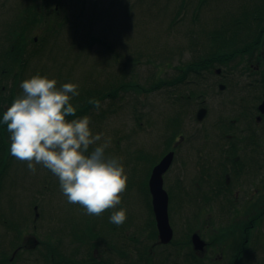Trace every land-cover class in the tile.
Listing matches in <instances>:
<instances>
[{"label": "rangeland", "instance_id": "rangeland-1", "mask_svg": "<svg viewBox=\"0 0 264 264\" xmlns=\"http://www.w3.org/2000/svg\"><path fill=\"white\" fill-rule=\"evenodd\" d=\"M249 2L250 0H41L38 6H45L43 12L49 10L52 17L44 22L50 24L51 29L56 25L58 32H51L43 23L34 30L32 38L35 41L29 43L34 46L30 45L29 50H36V59L33 64H29L24 77L41 71L42 76L54 78L57 87L64 83H76L79 86L78 96L87 90L107 91L112 86H122L118 98L105 99L98 110L91 109L87 116L91 118L92 132L103 134L97 144H102L105 140L109 142L105 154L120 158L123 165L125 159L129 161L124 166L127 180L129 177L146 180L150 167L168 152L172 142L177 137L185 138L177 149L172 165L163 176L164 189L168 195L169 224L174 219L181 200L177 194V183L183 180V191H192V182L197 180L200 173V162L209 161L212 156L218 155L215 146L222 145L223 138L232 143L234 136H237L243 142L247 138L246 132L238 129L246 128L242 130H248L250 134L254 131L255 141L252 142L251 152L257 156V173L260 177L232 182L229 190L231 193L240 192V205L245 207L243 210L247 215L259 203L264 207V184L256 182L264 180V171H259L261 167L264 168V118L254 125L252 119H249L250 112L246 121L240 124L234 122L238 128L230 120L239 113V98L251 96L243 90L247 82L262 97L264 42L252 55L229 61L223 68L225 71L222 70L225 75L222 82L211 76L213 68L220 69L215 68V65L202 72L198 78H188L181 85L164 87L159 92L140 95L132 87L140 84L143 88H148L151 82L173 79L178 69H182L195 55L207 51L206 38L210 36V28H225L228 20L223 21L224 17L228 14L236 16L242 9L253 7V2L246 6ZM29 4L30 0H0V54L7 46L3 36L15 20L19 19L20 14L24 16L23 10ZM56 11L57 18L54 19ZM256 66L257 72L252 73V68ZM11 81L8 78L0 81V84H5L8 88L12 85ZM124 84L128 85L127 90ZM218 86L224 87L220 90ZM20 94V91L18 94L14 93L15 97ZM189 95H192L191 98ZM176 97L182 98L179 106L176 104L179 103ZM1 102L7 104L5 98ZM70 102L76 109L79 108L75 102ZM249 102H253V97H249ZM200 108L206 109V115L201 121H197L195 116ZM135 114L140 117V126L136 125L133 117ZM173 118L178 119L173 122ZM228 124L232 127L219 130ZM231 135L233 136L227 137ZM182 141L181 139L180 142ZM139 155L146 158L143 162L137 159L136 163L142 162L141 164L130 161L131 157ZM25 163L17 161V166L13 165L15 167L11 168L6 180H3L1 203L7 208L11 194L15 195V210L26 219L27 225L21 228L24 237L33 230L30 226L31 216L38 219L36 226L39 233L34 232L32 236L39 246L33 248L29 245L25 252L15 258L14 264H48L44 257L36 258L40 263H36L34 259L39 252L40 255H46L50 241H53L56 249H59L61 243H67L68 239L64 236L59 239L57 234L54 235L55 231L62 232L71 217H77L78 210L74 209L80 205L67 204L57 177L48 169L38 164L33 174ZM48 176L50 180H45ZM214 181L221 183V180ZM48 185H51V189H46ZM259 186V201L254 202L251 195ZM40 190H45V203L37 195L41 193ZM50 201L53 203V217H57L54 219L48 216L50 203H47ZM129 201L134 200L129 198ZM139 204L132 203L126 214L131 217L132 223L140 229L144 226V229L146 210ZM248 205L250 206L247 208ZM41 206L44 213L40 218ZM121 208L124 206H120ZM113 211L114 209H108L104 214L111 215ZM220 212L224 217H230L228 212ZM2 216L10 218L12 213L9 217ZM234 236L235 233L228 235L227 240H233ZM8 239L10 235L0 226V253L6 251L5 241ZM248 239L246 251H251L253 259L252 262L248 260V263L264 264V216L257 221L256 230ZM65 246L69 253L70 245L67 243ZM117 248L121 249V246L118 244ZM108 255L118 257L115 252H108ZM165 255L171 256L172 262H178L181 250L167 248ZM79 256L81 258L84 254ZM8 257L7 254V260Z\"/></svg>", "mask_w": 264, "mask_h": 264}, {"label": "flooded vegetation", "instance_id": "flooded-vegetation-1", "mask_svg": "<svg viewBox=\"0 0 264 264\" xmlns=\"http://www.w3.org/2000/svg\"><path fill=\"white\" fill-rule=\"evenodd\" d=\"M210 30L212 35L221 29L220 27H211ZM260 59H262L261 55ZM225 65L226 64L217 65V67H215H219L220 69L214 70L213 68V74H211L213 79L218 82L225 80L223 72L225 71L223 69ZM257 70L258 68L256 66L252 68L251 72L256 73ZM219 87L220 86H218V89ZM252 87L253 86H250L249 82L243 87V90L251 95L249 97H253V102H249V97L239 98L237 103L239 113L234 116L235 118L230 120L233 125L234 122L240 124L243 121H246L250 112L249 119H252L254 125L255 123L259 124L260 121L263 120L264 113L261 114L258 111V107L262 102V97L258 102L259 92H256ZM252 94H255V96ZM165 127L168 129V126ZM226 127L232 126L231 124H228L225 127H220L219 130L222 131ZM242 129L246 128H239L238 131L246 132V140L244 139L243 142H240L238 137L234 136L235 138L231 143L228 141L229 139L223 138L222 145L215 146L218 155L212 156L209 161L200 162V173L198 174L197 180L192 182V191L177 192L181 200L175 217L169 224L172 229V239L168 244H161L158 239L155 219L151 207V197L148 189L150 171L148 178L142 180L140 183V188H136V192H132L131 190L130 198H133L134 201L130 202L129 206L134 202L140 203L139 206L143 210H146V224L144 229V226L140 229L142 233L141 252L127 255L126 258H128V264H249L248 260H251L252 262L251 251H246L249 246L248 238L251 236L252 232L256 230L257 221L260 217L264 216V207H261V203H259L253 212L245 215V211L243 210L245 207L240 205V192L231 193L229 191L232 187V182L248 180L246 176H244V167L251 164L249 161L250 155L254 154L255 159H257L256 154L251 152L253 142L251 138L254 137V131L250 134L248 130ZM232 136L233 135L227 137ZM181 139L183 140L182 142H180ZM184 139V137H177L174 143L172 142L168 152H173L175 156L178 147L184 143ZM168 152H166L165 155ZM230 153L233 154V158L231 159L230 157L232 156L229 155ZM157 163L158 161L154 166ZM252 172H254V176L251 177L249 175V177H260L259 173H257V169L252 170L250 173ZM214 180H221V183L218 184V182H215ZM182 181L183 180H180L179 182L182 183ZM256 182L264 183V180H256ZM259 191L260 186L251 195L254 202L256 200L259 201ZM249 206L250 205L246 207L248 208ZM35 210L36 208H34V211ZM220 211H224V214L228 212L230 217H224ZM32 229L33 230H30L25 237L23 236L24 232L21 231V240H19V242L13 243L10 235V239L5 241L7 247L6 251L0 253V264H14L15 258H18L22 252H25L29 245L33 248L39 246V243L32 236V233L36 232V226L32 227ZM149 231L152 234L154 233V238L150 242L147 240L148 235H150ZM50 233H52V231H50ZM234 233V239L231 241L227 240L228 235H233ZM63 236L68 239L67 243L71 247L69 253L65 246L67 243H61L59 249H56L53 241H50L47 244L46 255H40L39 252L34 259L35 262L40 263L36 258L42 259L45 257V260H48V264H57V262L53 261L55 260L53 256L59 254L62 257L60 264H65L64 262H66V264H71L68 256L75 258L76 260H81L86 257V254L88 256V253L92 252V256L95 258H100L102 260L108 259L110 262H113L112 264H122L120 257L112 255L106 257L102 255L101 249L98 245L100 241L98 244L96 241H93L95 247L89 248L86 246L85 242L78 245L76 239H71L67 232ZM250 242H252L251 238ZM56 244L58 245L59 243L56 241ZM167 248L181 250L180 261L172 262L171 256L165 255V250ZM81 253H83L84 256L78 258ZM7 254L9 255L8 260H6Z\"/></svg>", "mask_w": 264, "mask_h": 264}, {"label": "trees", "instance_id": "trees-1", "mask_svg": "<svg viewBox=\"0 0 264 264\" xmlns=\"http://www.w3.org/2000/svg\"><path fill=\"white\" fill-rule=\"evenodd\" d=\"M252 2L253 7L246 8L244 10L242 9L238 15H226L223 21L228 20V23L226 24L227 26L219 30L215 34L211 35V33H209L210 36L206 38L208 42L207 51H204L199 55H195L187 64L184 65L182 69L177 70L178 73L173 79L151 82L148 88H143V86H141L140 84H136L132 87L133 91L141 95L159 92L164 87H175L184 83V81L188 78H198L202 72L210 70L212 66L227 64L233 59L247 57L248 55H252L257 49L259 50L264 42V0H250V2L246 6H248ZM40 3L41 0L39 2L38 0H30V4L23 10V14L25 13L24 16L20 14V16L18 17L19 19H17V21L15 20V22L5 33V36H3V39L7 46L0 54V81L10 78L12 80V85L7 88V85L0 84V121H2L4 111L8 106L11 105L12 101L15 98L14 93L18 94L19 91L22 92V89H20L19 87L20 83L24 79L31 77L30 76L25 78L24 74L27 71L29 64H33L34 60L36 59V50H29L30 45L34 46L33 44L29 43L35 41L33 40L34 38H32V33L42 23L47 25V23L44 21L52 18L51 13L49 14V10H45L43 12L45 6L43 8H40L38 6L40 5ZM57 14L58 13L56 11L53 15L54 19L57 18ZM47 27L48 30H51V32H58L56 25H54L52 29L50 24L47 25ZM37 73L42 76L41 71H36L35 73L33 72L32 76ZM124 88L127 90L128 85L124 84ZM121 90L122 86L115 85L107 91H102L99 89L85 91L83 95L71 100L72 102H75L79 108H77L75 116H68L66 117V119L71 120L87 115L91 111V109L95 108L94 105L88 103L89 99L95 98L98 99L100 103H102L105 99L118 98V92H120ZM173 91H176V88H173ZM262 92H264V87L262 89ZM253 95L255 96V94ZM191 96L192 95H189L188 97L191 98ZM2 98H5L7 104H3L1 102ZM176 99L177 102H179L176 104L179 106V104L182 103V101L180 100L182 98L176 97ZM259 101L260 97L258 96V102ZM133 117L136 121V125L140 126V117L137 114H135ZM177 119L178 118H173L172 121L175 122ZM251 139L255 141L254 137H252ZM9 145L10 140L7 126L6 124L0 122V226L6 233L11 235V241L14 243L21 240V228L22 226H26L27 224L24 215L18 214L15 210V195L11 194L10 199L7 202V208H4L1 203V198L4 190V186H2L3 180H6V176L11 168L17 166V161L18 163L21 162L10 155ZM229 155L232 156L233 154L230 153ZM137 159H141L143 162L146 158L139 155L134 156V158L131 157L130 161L135 164H141L142 162L136 163ZM249 161L251 164L244 167V176H246V178H248L249 175L251 177L254 176V172L250 173L252 170L257 169L258 171L257 161L254 157V154L250 155ZM126 164H129V161L127 159H125L124 166ZM24 167L25 166H23V168ZM259 171H264V168L261 167ZM49 177L50 176L46 177L45 180H50ZM141 182L142 180H134V178L132 177L128 178L126 190L121 194V204L117 205L114 211H119L120 206L122 205L124 206L123 209H126L127 211V209L130 207L129 198L131 197V190L132 192H136V188H140ZM49 187L51 189V185L46 186V189H49ZM172 189L175 190L174 188ZM177 189L180 192L183 191L180 182L177 183ZM44 191L40 190L41 193H38L37 195H40L42 202L45 203L43 199ZM49 203L50 207L48 209V216L53 219L57 218L53 217V203L50 201L47 204ZM67 204L69 205V203ZM74 210H78L77 217H71L70 221L67 223V225H65V229L62 230V232L55 231L54 235L57 234L56 237H58L59 239L67 232L71 239H76L78 245L85 242L86 246L89 248L95 247V243H93V241H96L97 244L100 241L98 245L101 249L102 255L109 257L108 252H115L118 257L121 258L122 264H128V258H126L127 255L131 253L141 252L142 233L140 228L132 223L133 220L130 216L127 215L126 221L121 226H116L109 221L110 215L108 214L102 213V215L100 216L87 215L84 213V209L81 206L76 207ZM71 212L72 211H70L69 216H71ZM11 213L12 217L10 218L2 216H8ZM43 213L44 208L41 206L39 207L40 218L42 217ZM30 224L31 227H35L38 224V219H34V217L31 216ZM36 233H39L37 226ZM112 238L114 241L111 242ZM153 238L154 233L152 234L150 232L147 240L150 242L151 240H153ZM120 240H122L123 242L118 243L117 241ZM118 244L121 246V249L117 248ZM53 258L55 259L53 260L54 262L60 264L62 259L61 255L55 254ZM68 259L71 264L113 263L108 259L102 260L100 258L98 259L93 257L92 252L88 253V256L86 254V257L81 260H76L75 258H71L70 256H68ZM64 263L66 264V262Z\"/></svg>", "mask_w": 264, "mask_h": 264}, {"label": "clouds", "instance_id": "clouds-1", "mask_svg": "<svg viewBox=\"0 0 264 264\" xmlns=\"http://www.w3.org/2000/svg\"><path fill=\"white\" fill-rule=\"evenodd\" d=\"M22 94L16 96L2 116L9 133V153L33 174L36 165L48 169L59 182L69 204H78L84 213L100 216L121 204L127 187V174L120 158L107 156L108 141L97 144L102 133L94 134L91 118L75 116L70 101L79 95L78 84L64 83L39 73L24 79ZM98 110V99L88 101ZM95 145V147H91ZM91 147V150H90ZM127 219L126 209L113 211L109 221L121 226Z\"/></svg>", "mask_w": 264, "mask_h": 264}, {"label": "water", "instance_id": "water-1", "mask_svg": "<svg viewBox=\"0 0 264 264\" xmlns=\"http://www.w3.org/2000/svg\"><path fill=\"white\" fill-rule=\"evenodd\" d=\"M223 89L222 86L219 87ZM258 111L264 113L263 101L258 107ZM206 115V109L200 108L196 112L195 119L201 121ZM173 152H168L160 161L152 167L148 178V189L151 197V207L155 219L158 239L161 244H168L172 239V229L168 221V195L163 189V176L173 162Z\"/></svg>", "mask_w": 264, "mask_h": 264}]
</instances>
